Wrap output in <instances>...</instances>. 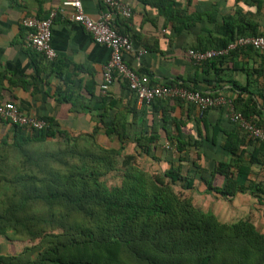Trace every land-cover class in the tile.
<instances>
[{
    "label": "trees",
    "instance_id": "trees-1",
    "mask_svg": "<svg viewBox=\"0 0 264 264\" xmlns=\"http://www.w3.org/2000/svg\"><path fill=\"white\" fill-rule=\"evenodd\" d=\"M251 1L264 9L262 0ZM158 10L172 31L187 39L186 51L222 50L241 38H264V15L255 20L236 12L217 18L213 10L188 14L172 4ZM130 19L115 14L111 26L132 45ZM29 49L51 66L56 61ZM133 51L139 56L149 49ZM240 55L261 61L264 51L247 45L203 62L190 59L193 71L187 78L160 83L132 70L147 79L148 87L217 96L223 95L217 88L226 81L224 71ZM114 83L129 98L127 107L121 109L108 90L97 97L98 106L104 104L111 113L98 110L101 127L93 133L71 135L49 116L36 117L47 124L42 130L0 119L11 128V138L0 140V237L11 253L0 255V264H264V224L259 225L264 219V143L233 121L227 106L199 111L178 98L138 105L125 80L114 75ZM232 83L234 92L225 96L233 112L264 132L261 109L244 96L257 89ZM177 108H185V119L174 117ZM211 112L220 115L215 124L208 120ZM101 130L118 148L97 140ZM128 144L135 148L125 154ZM210 150L214 158L207 155ZM114 179L117 183L111 184ZM189 192L228 203L246 195L254 207L222 222L197 207Z\"/></svg>",
    "mask_w": 264,
    "mask_h": 264
},
{
    "label": "crops",
    "instance_id": "crops-1",
    "mask_svg": "<svg viewBox=\"0 0 264 264\" xmlns=\"http://www.w3.org/2000/svg\"><path fill=\"white\" fill-rule=\"evenodd\" d=\"M120 1L131 10L128 32L134 50L141 54L140 50L143 48L149 49L139 56L134 51L127 53L124 61L137 73L148 74L151 80L158 83L171 81L178 76L185 79L193 71L192 63L186 55L187 39L180 38L172 31L170 23L160 15L158 6L166 8L172 4V9L181 8L188 14L213 10L217 18L236 12L249 14L255 20L262 19L264 15V9H257V5L251 0H247L248 3L244 0ZM67 2L68 0H0V100L12 101L21 112L29 116L52 117L62 130L78 136L93 133L94 128L101 127L98 110L111 113L104 104L98 106L97 101V97L106 95L99 93L98 87L103 67L109 61L111 52L107 47L95 44L86 30L68 20L72 8L66 5ZM81 3L84 13L92 19H97L104 10L101 0H81ZM51 11L56 12L51 35L56 61L52 66L33 56L26 40L27 30L21 25V20L25 17L43 18ZM190 40L192 39L188 38ZM262 60L261 63L254 55H240L237 63H230L224 71L226 81L217 91L221 90L225 95L232 94L234 91L231 92V81L250 91L257 89L253 94L245 93L244 96L256 101L264 117V58ZM199 87L201 90L208 89L204 85ZM120 89L118 84H112L108 89V96L117 101L122 109L127 107L129 98L122 95ZM258 92L260 94L257 95ZM63 97H68V100L63 101ZM95 106L97 110L94 109ZM138 109L137 107L136 110ZM175 110V118L185 119V108ZM193 113L196 114L195 111ZM219 116L218 113L211 112L208 120L215 124ZM131 118L132 114H129L127 119ZM190 124L192 125L191 121ZM10 129L9 125L0 122V140L4 137L11 138ZM138 129L139 127L136 130ZM129 130L132 132L135 129L131 127ZM96 138L101 144L118 148L117 141L107 139L102 130ZM134 148L133 144H128L125 154L132 153ZM214 153L210 150L207 155L214 158ZM142 160H147L149 166H153L151 159L143 157ZM216 183L223 182L218 179ZM189 196L195 203L199 198L205 201L207 199L204 210H210L222 222H230L246 215L254 204L246 195L237 196L230 203L199 192H189ZM260 224H264V219L260 220ZM260 229L263 230L264 225ZM14 248L17 249V245ZM10 253L9 244L0 237V255Z\"/></svg>",
    "mask_w": 264,
    "mask_h": 264
},
{
    "label": "built area",
    "instance_id": "built-area-1",
    "mask_svg": "<svg viewBox=\"0 0 264 264\" xmlns=\"http://www.w3.org/2000/svg\"><path fill=\"white\" fill-rule=\"evenodd\" d=\"M101 2L104 10L97 19H92L84 13L81 0H68L66 5L72 8V13L68 16V20L86 30L95 44L110 49V59L103 67L99 86L102 94H105L110 88L114 82V75H116L127 82L130 90L136 95L138 105L149 104L152 100L159 98H178L186 103L193 104L199 111L210 107L227 106L233 121L238 122L240 127L245 129L253 138L259 139L264 143V132L245 121L239 113L233 112L230 100L227 99L225 94L209 96L184 88L160 85L148 87L147 79L138 76L124 61V55L133 52L130 41L128 38L117 34L111 26L115 14H119L123 18H129L131 15L130 8L123 5L120 0H101ZM55 17L56 12L51 11L44 20H38L34 17H25L21 20L22 27L27 30L26 40L29 47L40 53L47 61L56 59V53L51 46L52 26ZM247 45L259 51H264V38H241L222 50L205 52L188 50L186 55L195 62H203L211 58L226 56L237 47ZM0 119L10 125L28 127L35 130H42L47 126L45 121L24 114L11 102H0Z\"/></svg>",
    "mask_w": 264,
    "mask_h": 264
},
{
    "label": "rangeland",
    "instance_id": "rangeland-1",
    "mask_svg": "<svg viewBox=\"0 0 264 264\" xmlns=\"http://www.w3.org/2000/svg\"><path fill=\"white\" fill-rule=\"evenodd\" d=\"M116 145V144H115ZM115 145H113V146H115ZM142 160V159H141ZM144 163H145V161H144ZM147 164H148V166H149V163L147 162ZM117 179H114V180H112L111 181V184H116L117 183V181H116ZM199 201L198 202H196V206L197 207H199L200 209H202V210H204L205 209V207L207 206V204H206V201H207V199H206V201L205 200H203V199H198ZM40 212V211H39ZM225 218V217H224ZM223 218V219H224ZM67 225H68V228H74V227H71L70 225H72V223L71 222H67ZM18 247V246H17Z\"/></svg>",
    "mask_w": 264,
    "mask_h": 264
}]
</instances>
